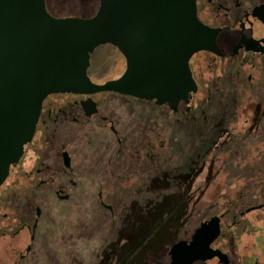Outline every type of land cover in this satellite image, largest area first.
<instances>
[{
  "label": "flooded vegetation",
  "instance_id": "1",
  "mask_svg": "<svg viewBox=\"0 0 264 264\" xmlns=\"http://www.w3.org/2000/svg\"><path fill=\"white\" fill-rule=\"evenodd\" d=\"M194 3L198 21L214 35L212 51L202 50L189 60L195 94L187 105L181 103L173 111L168 104L158 106L113 93L57 94L43 101L30 144L0 186L9 178H19L3 192L12 190L11 194L0 199V208L4 205L2 200L6 201L13 216L10 219L2 215L0 237L18 244L22 240L29 241L25 247L17 246L18 249L12 251L17 258L16 264H21L35 251L43 227L47 228L43 225L47 221L43 219V211L49 201L54 198L69 204L73 190L83 198L93 195L92 202L85 207L82 204L80 208L89 207L107 214L105 226L109 227V238L102 248L77 252V256L81 253L77 264H84L85 256L90 257L85 264H170L172 247L178 242L191 241L211 219L217 220V234L208 245L206 259H198L193 264H264V178H243L236 168L243 159L240 151L259 141V133L255 139L256 128L252 127L257 123L259 112L239 109L264 103V0H194ZM108 47L123 61L124 68L116 78L98 82L87 73L96 85L118 79L126 68V61L119 51L113 46ZM143 102L157 110L138 113L133 105ZM239 116H246L254 124L247 129L228 127ZM165 119L171 129L178 127L183 134H192L194 129L197 136L190 138L193 139L192 148L188 145L180 151L171 139L166 142L168 137L162 133ZM232 132L237 147L233 153L239 150L240 162L234 163L231 169L226 168L234 177L225 178L229 188L216 199L207 198L204 204L200 200L197 204L192 197L190 218L183 220V226L187 228L181 231V239L171 242L168 247L162 244L167 224H160L153 218L140 220L136 227L141 226L139 241L142 248L136 256L126 251L122 243L127 242L128 229L121 235L116 230V223L128 226L129 209L137 203L130 202L129 205L123 200L131 199L130 194L134 191H147L149 181L175 178L181 163L189 166L207 135L217 134L214 145L220 151L227 145L221 139ZM90 134L95 136L94 142L79 143L80 137ZM241 137H244L243 142H239ZM176 150L180 153H175ZM26 155L29 160L24 164ZM182 158L184 162H181ZM85 178L92 179L93 184L88 185L93 187L84 186ZM107 194L108 201L104 197ZM117 207H121L120 213ZM133 222L128 224L134 226ZM99 223L100 220L84 218L78 227L81 238L94 237L93 234L99 231L96 229ZM149 226L162 228L155 233ZM202 232L201 237L206 240L216 229L206 227ZM159 243L162 246H157ZM165 248L162 256L157 257L158 250Z\"/></svg>",
  "mask_w": 264,
  "mask_h": 264
},
{
  "label": "water",
  "instance_id": "2",
  "mask_svg": "<svg viewBox=\"0 0 264 264\" xmlns=\"http://www.w3.org/2000/svg\"><path fill=\"white\" fill-rule=\"evenodd\" d=\"M213 32L197 19L194 0H98L90 18H55L45 0H0V186L31 142L50 95L113 93L168 104L176 111L195 94L190 58L212 51ZM110 45L126 61L116 80L87 76L93 51ZM202 228L169 252L170 264L205 260L217 234Z\"/></svg>",
  "mask_w": 264,
  "mask_h": 264
},
{
  "label": "rangeland",
  "instance_id": "3",
  "mask_svg": "<svg viewBox=\"0 0 264 264\" xmlns=\"http://www.w3.org/2000/svg\"><path fill=\"white\" fill-rule=\"evenodd\" d=\"M97 1L65 0V3L67 2L69 7H72V14L74 17L87 19L92 17L91 14L95 10ZM123 68V61H121L118 56L111 51L108 45H105L96 48L91 54V64L87 73L94 82H98L116 78L119 71L123 70ZM133 107L138 113H150L151 111L154 112L157 110V108L152 107L145 102L136 103ZM239 110L245 112H259L256 125L252 126L254 121H248L246 116L243 118L241 115L235 119L232 124L228 125V127L235 126L237 129L251 128L249 126L255 127L256 131L254 136L256 139V135L262 130V125H264V103L249 106L245 105ZM176 128L179 130L178 127ZM177 129L174 127L171 129L168 125V120L165 119L162 133L166 138L168 137L166 142L168 139H171L174 146L177 145L180 147V151H184V147H187L188 145L192 148L193 139L190 138L191 136L192 138L197 136L194 129H192V134H183ZM94 139V135H86L79 138V143L94 142ZM235 139L236 138L233 132L226 133L221 141L227 145L219 151L214 145L215 141L217 142V134L207 135V139H205L204 142L198 146L191 161H189V166H185L184 163H181L182 166L180 171H178V173L176 172L174 175L177 179H154L149 181L147 191L145 190L143 193L134 191L130 194V200H123L129 205L131 204L130 202L137 203V205H132V208L129 209L131 211V218L127 222L128 226H124L122 223H116V230L121 235H125V230H129H127V242L122 243L126 251H130L135 254L133 256H136L138 252H140L143 245L142 242L139 241L142 232L141 226H139V228L136 227V223H140V220L142 219L153 218V220L160 224H167V226H164L165 237L162 240L163 245L165 244L168 247L171 242L181 239L179 238L182 236L181 231L187 228V226H183V220L190 218L192 197L194 198V202H197V204H199L197 200H200L201 204H204L207 198L211 200L216 199L217 197H220V194H222L227 187L229 188L225 178L234 177L233 172L226 171V168L229 166L231 169L234 167V163L240 162L239 150H236L233 153V151L237 148ZM243 139L244 137H241L239 142H243ZM223 149L225 150L223 151ZM180 151L176 150L175 153H180ZM74 153H76V149H74ZM242 153L243 157L250 158L251 156L245 150L240 151L241 156ZM216 155L218 156L215 158ZM76 158L79 160V155ZM184 158L181 159V162L185 161L183 160ZM28 160L29 156H27L24 160V164H26ZM262 165L259 169L250 168L246 170L243 168L244 164L241 161L236 168H239V173L241 176L243 175V178H264V166ZM16 180H19V178H9L5 182V184L0 188V199H5L9 194H11L12 190L7 191L6 193L3 192L5 189L9 188V186H12ZM74 181H77L76 178ZM89 183H92V179L85 178L84 186L87 188L93 187L92 185L89 186ZM88 191L91 190L88 189ZM71 195L69 204L60 203V201L54 198L49 201V206L43 211V214H45L43 219L47 220L43 223V225H46L47 228L45 229V227H43L42 234L38 237L35 243V251L21 264H77L79 260L77 257L81 255L82 252H91L96 248L101 249L104 245V241L108 240L109 227L105 226V224L108 223L107 214L94 210L93 208L89 209V207H86L83 210L80 208V206L82 207V204H84V207L89 205L92 202L93 195L88 194V199L86 198L87 195L83 198L78 191H75L74 193V190ZM104 197H106V201H108L109 195L107 194ZM1 204L4 205L0 208V220H3V214H5L7 218H10L12 216L10 211L11 206L3 200ZM117 208L120 213L121 207ZM87 216L89 217V221L97 220L98 222L100 220L99 227H96L99 231L93 234L94 237L91 239H87L85 237L81 238V232L78 230L79 223L84 218H87ZM136 216L139 217L136 218ZM12 217L10 219H12ZM133 220L134 226H132L133 224H128ZM161 228L162 227L160 226H149V229L154 230L155 233L160 232ZM88 240L91 241L88 242ZM16 242L8 238L2 239L0 237V264H16L17 258H15V254L12 251L15 248L18 249L17 246H20L21 248L25 247L24 245L29 243L28 239L25 242L22 240L19 244ZM158 245L162 246L160 243L157 244V246ZM166 248L163 250L159 249L156 256H162ZM77 252L81 253L77 256ZM164 258L166 260V255H164ZM89 259L90 257L85 256L83 260L84 264L87 263L86 261Z\"/></svg>",
  "mask_w": 264,
  "mask_h": 264
},
{
  "label": "trees",
  "instance_id": "4",
  "mask_svg": "<svg viewBox=\"0 0 264 264\" xmlns=\"http://www.w3.org/2000/svg\"><path fill=\"white\" fill-rule=\"evenodd\" d=\"M45 5L47 12L55 18L74 17V15L72 14L73 13L72 7L70 8L68 3L67 2L65 3V0H45ZM97 6H98V1H97V5H95V10L91 14V16H93L94 13L96 12ZM245 150L251 156L250 158L243 157V159L241 160L242 163L244 164L243 166L244 169L246 170L250 168L259 169V167L262 164H263L262 166H264V125H262V130L259 132V141L257 143L256 142L252 143L250 146H247Z\"/></svg>",
  "mask_w": 264,
  "mask_h": 264
}]
</instances>
